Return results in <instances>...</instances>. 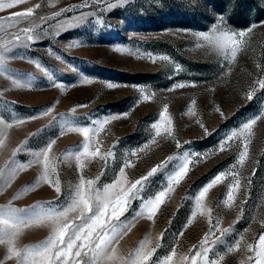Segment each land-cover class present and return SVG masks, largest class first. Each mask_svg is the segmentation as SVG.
<instances>
[{"label": "rangeland", "instance_id": "374dc122", "mask_svg": "<svg viewBox=\"0 0 264 264\" xmlns=\"http://www.w3.org/2000/svg\"><path fill=\"white\" fill-rule=\"evenodd\" d=\"M106 2L115 4L116 0ZM83 3L84 0H26L13 9L0 11V17H7L10 12L40 5L33 17L16 28L0 29V46L12 49L5 53L8 57L6 67L25 81L31 74L33 85L31 88L17 87L10 79L0 76V102H7L11 111L21 117L36 114L48 106L53 108L47 117L26 120L12 128H0V139L4 140L0 147V168H4L6 162L11 164L12 159L25 164L7 184L0 180V205L11 201L17 208H27L37 202L64 206L69 199V186L78 184L81 175L85 179H95L105 171L98 185L112 183L127 159L132 166L125 169V178L121 180L127 188L169 156L184 151L206 153L204 158L190 164V171L178 185H173L174 191L168 193L152 220L147 219V214L133 219L142 202L137 199L119 221H113L118 230L125 221H130L126 234L122 233L115 245L117 256L126 257L145 240L146 250L161 244L153 260L162 259L174 249L173 264H184L181 257L200 251L199 245L208 233L205 247L211 249L209 257L216 264H249L247 257L251 253L247 245L258 243L259 235L264 233V118L253 126L243 165L232 168L243 149L242 138H234L223 151L219 145L232 130H238L243 122L264 111V89L258 83L264 80V24L261 23L264 22V0H128L107 12L104 11L106 3L96 5L89 0L88 7H79ZM72 6H77L74 11L52 16ZM87 12L96 14L78 26L63 31L58 27ZM219 14H223L228 26L235 31H247L250 26L257 25L246 36V46L231 65L206 46L197 47V41L190 35L191 32L210 31ZM98 18L103 19L102 24L95 22ZM24 28L32 29L41 37L28 42V48L18 44L13 35L25 38ZM75 42L82 43L66 47ZM116 46L126 47L133 54L116 52L113 50ZM145 52L166 54L181 70L177 71L175 64L166 61L153 63L147 58H137V54ZM56 55L61 59L57 60ZM37 62L52 74L51 80L36 67ZM73 67L77 72L71 71ZM78 73L93 78L94 82L78 83ZM53 82L68 87L61 91ZM105 82L117 83L120 87L108 89ZM178 82L196 86L168 91ZM140 87L151 97L148 101L142 99ZM250 91L254 93L251 101L247 100ZM165 104L173 120L175 139L162 131L156 143L132 156L131 151L154 136L151 124L159 120ZM77 105L87 106L75 107ZM217 108L220 111H216ZM113 114L122 118L109 121L98 133L90 134V151L99 148L101 156L81 157L79 163L84 165L81 169L75 151L83 150L86 138L78 132H61V126L69 123L99 128L96 122ZM5 115L11 122V113ZM52 117L56 120L50 123ZM26 140L28 144L13 158L12 152ZM51 140L55 143L49 150L48 177L53 182L59 181L60 193L55 191V183L43 179V157L37 160L32 155L46 148ZM176 140L182 145L181 149L176 148ZM109 150L114 155L108 157L106 167L101 157ZM177 163L176 160L170 162L165 170L149 178L143 199L154 198L167 186L166 174ZM221 172H235L240 181L239 186L233 188V201L225 203L229 187L235 184L233 176L227 175L209 190L201 208L197 209L195 197L199 189ZM119 190L118 187L116 192ZM228 228L231 232L222 237L226 243L214 244L222 230ZM50 231L47 224L22 227L16 246L35 245L46 239ZM237 240L240 241L239 249H235ZM229 244L235 249L231 253L227 252ZM0 264H17L16 257L7 259V245H0Z\"/></svg>", "mask_w": 264, "mask_h": 264}, {"label": "snow or ice", "instance_id": "6c2138e0", "mask_svg": "<svg viewBox=\"0 0 264 264\" xmlns=\"http://www.w3.org/2000/svg\"><path fill=\"white\" fill-rule=\"evenodd\" d=\"M26 0H8L4 3L0 0V11L13 9L19 5H22ZM93 4L100 5L106 3L104 11H111L118 4L123 5L128 3V0H116V3L106 2V0H91ZM89 6V0H84V3L79 5L81 8ZM40 5L37 4L35 7H28L22 11L10 12L7 17H0V29L4 28H16L21 22L28 20L33 17L35 9L39 8ZM77 6H72L69 8L61 9L58 12L52 14L53 17L60 16L63 12H72ZM95 12L81 13L77 17H73L63 25H58L61 31L65 28H72L84 23L88 20L90 16H94ZM44 19V17H41ZM98 24L103 23L102 18H98L96 21ZM264 24V22H261ZM257 25H252L247 31L239 30L235 31L228 26L226 19L223 14H219L217 22H215L210 31L208 32H191L190 35L194 37L197 41V47L206 46L208 49L215 51L217 54L222 55L228 65H231L238 53L243 50L246 46V36H248ZM22 31L25 33V38H21L19 34H13L15 41L22 45L24 48L29 47L28 42H35L41 39L37 34L33 33L32 29L24 28ZM59 35L60 32H56ZM203 42V45L201 44ZM82 42L69 43L66 47L72 48L78 46ZM16 44H12L15 47ZM0 76H4L10 79L12 84L17 87H33L31 83V74H28L29 79L25 81L18 75L14 74L13 70L6 67L5 60L8 58L5 53L10 52L12 49L5 46H0ZM119 53H127L132 55L133 53L126 47L116 46L113 49ZM49 54L53 53L49 50ZM16 58V57H12ZM57 60L61 57L56 55ZM137 58L144 59L147 58L151 62L155 63L157 60L166 61L168 63L175 62L172 58L166 54H154L150 52H145L142 55L137 54ZM29 62H32L31 60ZM36 67L44 72L45 75L51 80L52 74L39 62L36 63ZM176 70L180 71V65L175 64ZM72 72H77V69L73 67ZM79 80L78 83L91 84L94 82L93 78H90L82 73H78ZM171 78V77H170ZM259 87L264 89V80H260ZM53 86L61 89L63 91L68 87L66 84H59L53 82ZM75 86V85H73ZM192 86L195 84H187L184 82H178L172 85L168 91H174L176 89H183L185 87ZM105 87L108 89H114L120 87L119 84L113 82H105ZM142 95L144 101H148L151 97L145 93V89L140 87L138 89ZM2 95V93H0ZM254 98V93L252 91L247 93V100L251 101ZM195 104V100L192 101ZM87 105H77L75 107H86ZM74 110V109H73ZM53 111L52 106H48L40 112L30 115L28 117H21L15 112H12L10 106L7 102H0V128H12L14 124H24L26 120H37L41 116H49ZM191 112V108L188 110ZM216 111H220L219 108ZM11 113L9 118L6 117L5 113ZM195 115V113H192ZM222 114V113H221ZM64 114H61L63 117ZM125 117L127 113L123 114ZM122 118L119 114L109 115L104 117L102 120L97 121L99 128H89L87 126H77L75 124L66 123L61 126L60 131L65 130L69 132L81 133L86 141L82 145V151H75V159L79 164V167L83 169L84 165L79 163L81 157H90L95 159L101 156L99 148L95 151H90L91 144V133H98L99 130L103 129L109 121L117 120ZM264 118V111L256 114L254 118H249L246 122L242 123V126L238 130H232L230 135H228L226 140H223L219 149L221 151L225 150L226 145L232 141L234 138L243 139V149L238 154V159L236 164L232 165L235 169L236 165H243L245 158L248 155L249 137L252 135L253 126L257 124ZM56 117H52L53 123ZM201 127L204 125L201 123ZM151 129L154 130V136L150 139L148 143L142 147L131 151V155L135 156L138 152L144 151L149 144L156 143V138L160 137L163 133L167 137L173 138V120L168 114V105L165 104L163 110L159 113V120L151 124ZM207 134V130L205 129ZM38 134V133H36ZM33 134V135H36ZM55 140H51L47 143L46 148L40 151H34L33 156L39 160L43 157V165L45 169V175L43 179L49 183H55V191L57 193L61 192L59 181H51L48 177V172L50 171L49 165V150H51ZM190 143L189 141L185 142ZM28 144V141H24L20 147L12 152V157H17V154L21 152L24 147ZM4 145V140L0 139V147ZM176 148L181 149L182 145L178 140H176ZM114 153L109 150L106 156H102L107 167L108 157H112ZM206 153L197 152H187L184 151L182 154H176L174 156H169L167 159L151 168L145 176L140 179L135 180L131 183L130 187L125 188L121 184V180L125 178V169L132 166L130 162L125 159L124 166L119 169V175L115 177L112 183H103L102 186L98 185L101 177L106 175L105 171H102L95 179H85L81 175L79 183L74 187L69 186L71 191L69 194V199L66 201L64 206L54 207L52 202H37L27 208H17L12 206V202L9 201L6 205H0V245H7V259L12 257L17 258V264H173V257L176 255L173 249L171 254H165L162 259L153 260V254L161 247L160 243H157L155 247L150 250H146V241L141 240L139 246L131 250L126 257L117 256V251L115 245L119 243V237L122 233L126 234L128 230V223L130 221H125L123 227L119 230L114 226L113 221H119L120 217L123 216L129 208H131L132 201L141 199L139 210L134 212L133 219L140 217L141 215L147 214V219L152 220L155 216L159 207L164 203L165 197L168 193L174 191L173 185H178L190 171V164L193 161L198 162L200 159L204 158ZM178 161L175 167L168 171L166 174V187L163 190L158 191L154 198L143 199L142 193L144 192L146 186L149 183V178L153 177L157 173L162 172L172 161ZM25 164L23 162L17 163L15 159H12L11 164L6 162L4 168H0V180H3L5 184L8 183L9 179L13 177L17 171L23 170ZM227 175H232L235 180V184L229 187L227 192V199L225 203L233 201V188L239 186L240 181L236 179L235 172H221L217 174L209 183L199 189L198 195L195 197V207L197 209L201 208V202L204 200L206 194L214 185L222 182ZM119 187V192L116 189ZM27 188V186H26ZM26 190V189H25ZM15 198V197H14ZM76 214V215H70ZM193 216L196 215L195 212L192 213ZM191 223V220L188 221ZM47 224L50 226L51 231L46 239L43 241L31 245L19 248L16 246L17 237L20 235L21 228H27L32 225H42ZM211 231V229H210ZM231 232V228L223 229L221 232V237H218L213 243L214 244H225L226 241L222 237L228 235ZM208 243V233L205 234L204 239L201 241L199 248L200 251H196L194 255L181 257V262L184 264H216V261L210 259L209 252L211 249L205 247ZM240 241L235 242V249H239ZM232 245H227V252L231 253L234 250ZM247 251L251 253L247 257L249 264H264V233L260 234L258 237V243L248 244ZM244 264V262H241Z\"/></svg>", "mask_w": 264, "mask_h": 264}]
</instances>
